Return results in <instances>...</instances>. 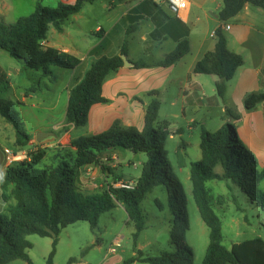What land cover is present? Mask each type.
<instances>
[{"label": "trees", "instance_id": "16d2710c", "mask_svg": "<svg viewBox=\"0 0 264 264\" xmlns=\"http://www.w3.org/2000/svg\"><path fill=\"white\" fill-rule=\"evenodd\" d=\"M95 1L76 0L73 4L58 3L56 7L48 8L37 0L29 16L20 17L10 24L0 22V50L21 61L25 68L40 70L44 77L56 81L52 68L72 71L81 61L43 44L47 40L49 27L53 26L60 32L64 21L78 14L85 4ZM246 4L264 10V0H222L218 12L220 25L214 31V48L205 53L192 69L194 74L217 78L214 87L219 98H223L227 83L243 65L242 57L227 49L223 26ZM133 30L134 27L127 29L119 55L97 59L80 81L69 88L65 126L56 133L57 138L70 127H83L93 105L109 102L102 96V85L109 75L123 67L120 56H127V37ZM188 52L189 44L184 39L163 60L150 64L137 60L132 65L135 69L167 68ZM4 78L5 75H2ZM263 102L264 92H253L245 96L243 106L245 110L251 111ZM11 106V102L0 98V119L14 130L12 153L17 156L32 141V136L24 132L19 115ZM159 108L160 103L155 99L146 106L141 130L114 122L100 134L81 136L71 140L65 147L59 146V151L49 159L47 156L50 149L38 147L27 151L26 159L10 162L0 179L2 198L6 203L13 201L6 212H0V264H11L14 260L32 264L26 253L31 248V243L26 240L30 235L52 240L46 260V264H52L61 230L77 222H86L95 228L99 217L118 205L123 208L128 222L135 229L132 241L133 250L137 254L124 260L123 264H192L193 252L185 242V233L189 227L185 196L165 150L170 136L167 131L169 123L163 121V126L155 127ZM225 113L230 122L215 133L211 134L201 128V157L189 164L192 198L200 220L209 231L208 245L201 264H264V241L260 238L232 244L229 249L223 245L221 219L214 210L215 198L206 187L210 181L224 182L229 192H232V187H237L252 203L264 209V190L260 187L264 181V167L258 169L256 158L237 135L235 123L240 117L229 109H225ZM174 133L180 135L182 130L177 129ZM117 150L146 157L131 190L115 187V184L122 182V177L112 173L108 162L110 153ZM89 167H97L103 174L113 176L112 182H106L101 188L85 194L80 188V177ZM217 167L222 170L220 174L215 172ZM154 188L165 190L168 211L174 216L170 228V244L174 249L155 257H144L136 250L138 236L145 227L141 202ZM178 198L184 206V213L177 205ZM231 198L235 203L236 198ZM156 204L161 210V204ZM75 262L71 258L67 264Z\"/></svg>", "mask_w": 264, "mask_h": 264}, {"label": "rangeland", "instance_id": "374dc122", "mask_svg": "<svg viewBox=\"0 0 264 264\" xmlns=\"http://www.w3.org/2000/svg\"><path fill=\"white\" fill-rule=\"evenodd\" d=\"M13 3L16 11L12 14V21L10 22H14L13 20L18 16L26 15L27 17L30 15H27L31 10L29 7L30 0H14ZM106 4L107 0H102V2L98 0L93 4H86L84 10H81L79 14L82 19L74 20L73 17H69L61 24L66 34L61 35L53 26H50V31L47 32V40H51L54 44H61V42L70 44L76 47L77 50V56L74 57L79 60L84 58L88 53L87 50L90 44L100 40L92 35L90 31L94 30L97 23L101 24L104 30L107 29V26L104 25L107 13L105 10ZM54 7L56 6L50 8ZM80 30L84 36L80 35ZM81 70L82 68L77 70L76 74L80 73ZM52 72L57 78L56 81L44 77L40 70L35 71L25 68L21 61L11 58L6 52L0 50V98L11 102L12 109L19 115L24 132L32 136V141L24 146L17 156H14L12 153L15 142L14 130L9 124L0 119V179L7 162L9 164L10 160V156L5 150H8L12 156L20 158L15 161L26 159L27 151L35 150L38 147L43 148L44 143L51 141L64 124L67 105L66 88L71 84L70 76L72 73L59 68H52ZM1 74L5 75L4 79H2ZM82 75L83 73L81 78ZM202 77L206 79V82L202 85L201 92H193L184 100L175 97L177 94H175L173 84L168 85L163 96L157 99L160 108L155 121V127L163 126V121L169 123L167 131L171 137L166 141L165 150L173 174L180 181L185 196V210L189 223L188 230L185 233V242L193 252L192 264H201L208 245L209 233L200 220L192 198V186L189 181V164L198 161L201 157L199 150L201 128L211 134L215 133L223 125L230 122L225 109L233 111L243 119L242 124L245 123L241 133L242 139L240 138V140L256 158L258 169L261 170L264 167V115L259 114L256 118V125L250 126L248 119L244 116L245 113L250 111L245 110L243 103L239 105L235 100L232 105L229 103L228 98H219L214 84L209 80V76L202 75ZM146 99L143 98V102L148 101ZM108 105L100 104L91 110L87 123L83 127L74 129L72 136L81 137L100 134L114 122H118L123 127L137 129L143 127L144 117H142V114L145 109L138 105L135 100L131 99L128 103H125V100L118 101L110 106ZM257 111L261 113L260 109ZM100 115L104 117L102 122L97 121ZM177 129L182 130L180 135L174 133ZM38 133H52L54 136L36 142L35 136ZM182 143L183 147H181ZM58 147L48 148L50 150L47 159L59 151ZM116 156L118 159L114 160L112 163L114 166L110 167L112 173L115 176L124 177L123 182L133 184V181L140 175L142 164L146 161L145 155L117 150ZM215 172L220 174L222 170L217 167ZM80 178H82L81 187L85 194L95 191L94 189H99L106 182L111 183L113 180L111 175L103 174L99 168H96L95 171L88 170L87 174L86 172L82 173ZM206 187L215 198L214 210L221 219L223 245L226 248L229 249L232 244L254 238H260L264 241V209L252 203L237 187H232V192H229L224 182L210 181L206 183ZM260 187L264 190V181L261 182ZM2 195L3 191L0 189V212L4 213L8 205L13 204V201L6 203ZM231 196L236 198L235 203L232 201ZM219 200L221 203L217 202ZM156 202L161 204V210ZM177 205L184 213V206L180 198L177 200ZM141 209L145 227L138 236L137 250L144 257H155L163 252H171L174 247L170 244V228L174 216L168 211L165 190L154 188L141 202ZM134 231L133 224L128 222L127 216L120 206L101 215L95 228H91L86 222H77L67 226L61 230L58 236L52 264H67V261L71 258L76 261L74 264L78 261H103L108 259L111 256L108 254V250L113 247L115 238H121L115 255L122 260H126L133 253L132 234ZM26 240L31 243V248L26 253L32 264H46L51 251L52 240L35 235L27 236ZM11 264H26V262L14 260Z\"/></svg>", "mask_w": 264, "mask_h": 264}, {"label": "crops", "instance_id": "0c3cea01", "mask_svg": "<svg viewBox=\"0 0 264 264\" xmlns=\"http://www.w3.org/2000/svg\"><path fill=\"white\" fill-rule=\"evenodd\" d=\"M13 1L0 0V22L13 23L10 22L12 21V14L16 11ZM36 1L30 0L29 7L31 10L27 15L31 14ZM39 1L42 6L50 8L58 3L73 4L76 0ZM99 1L102 2V0ZM186 1L188 3L186 17L184 20H179L170 13L166 4H154L151 0H107L105 5L107 13L104 23L107 29L104 30L103 26L97 23L94 30L90 31L92 35L100 40L90 44L87 50L88 53L80 59L81 64L71 71V84L66 88L67 97L69 88L80 81L81 74H84L94 61L101 57L119 55L125 33L130 27H134V30L127 37V56L125 58L132 64L137 60H143L147 64L161 61L174 50L178 42L184 39L188 41L189 52L177 63L167 68L135 69L133 65L132 67L123 66L119 68L115 73L109 75L102 85V96L109 101L106 105L124 100L125 103H128L132 99L145 109L153 99L157 100L162 97L166 92V87L172 84L175 86V94H177L175 97L183 100L187 99L193 92H201L206 79H203L204 77L201 74H194L192 69L205 53L212 51L214 48L215 38L213 33L220 25L218 12L222 7V0ZM84 8L85 6L82 10ZM79 14L80 12L71 17L74 20L82 19ZM25 16H18V18ZM223 30L227 49L240 55L243 59V65L236 70L233 78L227 83L223 98H228L231 104L235 103L236 100L240 105L247 94L263 92L264 89V10L246 4L234 18L223 26ZM58 33L61 35L66 34L62 27ZM80 35L84 36L81 30ZM43 44L72 56H77L76 47L70 44L64 42L54 44L51 40H46ZM80 68H82L81 72L76 74ZM209 80L213 84L217 81L215 76H209ZM240 86L244 88L239 89ZM143 98H147L148 101L143 102ZM98 105L100 104L93 105L89 113ZM258 109L261 110V113L257 111ZM144 113L142 117H144ZM259 114L264 115V102L257 105L250 112L245 113L244 116L248 119L250 126L253 127L256 125V118ZM242 120V118H239L236 124L239 139L242 137L241 133L245 127ZM97 121H104L103 115H100ZM108 127L102 132L110 128ZM73 130L74 128L70 127L66 133L59 138L55 136L51 141H46L42 147H65L69 145L71 140L78 138L72 136ZM109 157L108 167L112 168L114 166L112 163L118 159L116 151L111 152ZM96 168L89 167L83 173L86 172L87 174L88 170L95 171ZM81 179L80 188L82 189ZM122 181H124V177ZM117 239L121 240V238H115L113 243ZM109 255L111 256L103 261H78L76 264H123L124 260L115 253ZM135 256L133 250L130 257ZM133 264L142 263L134 262Z\"/></svg>", "mask_w": 264, "mask_h": 264}, {"label": "built area", "instance_id": "2783aa9c", "mask_svg": "<svg viewBox=\"0 0 264 264\" xmlns=\"http://www.w3.org/2000/svg\"><path fill=\"white\" fill-rule=\"evenodd\" d=\"M151 1L154 4H166L168 7V10L176 19L184 20L186 17V13L188 9V3L186 0H151ZM5 152L8 154V156H10L9 163L12 161H15L16 159H20L18 157L12 156V154L8 150H5ZM115 187H120V188L131 190L133 187V184H127L122 181V182L115 184ZM119 240L120 239H117L114 241L113 247L108 250L109 254H114L116 252V248H119Z\"/></svg>", "mask_w": 264, "mask_h": 264}, {"label": "water", "instance_id": "95a60500", "mask_svg": "<svg viewBox=\"0 0 264 264\" xmlns=\"http://www.w3.org/2000/svg\"><path fill=\"white\" fill-rule=\"evenodd\" d=\"M121 60L123 61V66L124 67H132V63L129 62L125 56L121 55L120 56ZM49 136H54V134L52 133H48V134H43V133H38L36 136H35V141L36 142H40L42 139L46 138V137H49Z\"/></svg>", "mask_w": 264, "mask_h": 264}]
</instances>
